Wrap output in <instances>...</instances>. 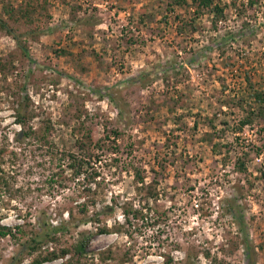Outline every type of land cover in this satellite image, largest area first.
<instances>
[{"label":"rangeland","instance_id":"obj_1","mask_svg":"<svg viewBox=\"0 0 264 264\" xmlns=\"http://www.w3.org/2000/svg\"><path fill=\"white\" fill-rule=\"evenodd\" d=\"M172 1L0 0V223L28 233L40 211L114 207L58 233L44 251L70 252L40 264L65 263L83 239L90 264H264V112L250 97L264 88V0H213L218 15ZM24 108L53 150L97 143L95 180L14 140ZM233 198L244 230L225 210ZM18 248L0 238V264Z\"/></svg>","mask_w":264,"mask_h":264},{"label":"trees","instance_id":"obj_2","mask_svg":"<svg viewBox=\"0 0 264 264\" xmlns=\"http://www.w3.org/2000/svg\"><path fill=\"white\" fill-rule=\"evenodd\" d=\"M194 4L196 3L198 7H210L212 4V11L215 14H220L223 10L222 7L219 6L218 3H214L213 0H191ZM172 2L183 5L187 4V0H173ZM10 14V17L12 15H15L12 10L8 11ZM0 25H1V19H0ZM4 25V24H3ZM4 27V26H3ZM257 30V27L254 25L253 27H249L248 29H239L236 32L228 33L226 37L222 38V42H225L229 40H233L235 37H242L244 35H249L254 33ZM248 80V79H247ZM247 88V87H246ZM247 90V89H246ZM245 90V92H246ZM248 91V90H247ZM250 97L257 106L258 113L262 115L264 112V88L263 89H255L250 92ZM110 100L113 101L111 98ZM261 109V110H260ZM26 108L24 109H17L16 110V118L17 122L20 125V129L15 132L14 140L18 143H23L24 141L34 139L36 142H38V146L43 148L46 147L45 151L52 153V155H59V167L65 171L69 172L68 178L71 180L78 179L79 177H82L86 180H95L96 176H98L96 169L94 167V164L92 162L93 159H98V156L93 153V147L96 146V142H90L89 145L84 143V141L80 139H76V151L71 150H58L54 151L52 149L53 143L50 141L49 136L47 133L38 134V132L27 123V114H26ZM119 115H121V111H118ZM249 120V117H246L243 119L241 124H246ZM53 150V151H52ZM5 151L3 149H0V161L2 160L1 157H3V154ZM240 163V167L242 168L243 163ZM1 164V162H0ZM3 170L0 167V180L2 181V184L7 185V180L4 178L2 174ZM138 175V174H137ZM65 179V177H62ZM94 204V202H92ZM112 204H106L103 205L102 209L99 211H95L93 214L88 215V217H85L84 219L75 218L71 215L70 212H68V215H70V218H74V222L70 221L69 219H62V220H55L52 219L51 214L47 211H40L39 214H37L35 221L33 224L29 223L31 225L30 231L27 233L25 230V227L23 224H16L13 227H10L8 225L0 223V238H4L6 236H10L14 240H17L19 248L16 253H14L10 257V264H15L16 262H19L22 260V256L24 255H32L31 264H40L44 261H50L56 258L64 257L67 255L70 251L68 247H62L60 249H54L51 250H45L43 247L47 245L50 242H54L58 240V233L66 232L69 230V227L72 226V224L75 226L78 224L79 221L82 223H86L89 219L91 220L93 216L99 215L101 212H110L113 209ZM225 210L227 213L230 214V216L233 218L239 229L244 230L245 222H244V215L242 214L241 208L239 203L237 202V199L233 198L232 201H228L226 203ZM79 213L85 214L87 213V206L85 203H82L79 205L78 208ZM100 232H107L108 229L106 228H100ZM86 245L87 241L83 239L79 244L75 245V251L73 252V255L68 257L64 262L61 264H90L86 259H82V256L85 257L86 252ZM243 245H244V251L245 255L247 257L250 256V240L247 236L243 239ZM86 258V257H85ZM95 258L91 257V260H94ZM101 261L104 263V259L100 258ZM101 262V263H102ZM92 264V263H91ZM213 264H220L219 262L213 260Z\"/></svg>","mask_w":264,"mask_h":264}]
</instances>
